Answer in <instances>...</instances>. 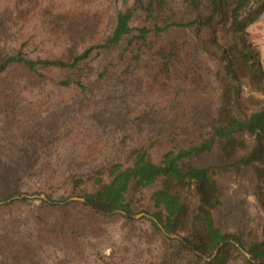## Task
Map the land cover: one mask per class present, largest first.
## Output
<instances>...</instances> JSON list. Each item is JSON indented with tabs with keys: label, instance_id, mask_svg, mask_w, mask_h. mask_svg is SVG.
I'll use <instances>...</instances> for the list:
<instances>
[{
	"label": "rangeland",
	"instance_id": "1",
	"mask_svg": "<svg viewBox=\"0 0 264 264\" xmlns=\"http://www.w3.org/2000/svg\"><path fill=\"white\" fill-rule=\"evenodd\" d=\"M168 2L162 15L178 17L186 12L182 0ZM129 5L130 1L115 0H0V52L24 46L31 58L70 61L84 48L103 42L110 35L117 10ZM58 15L63 19L56 21ZM152 23L139 13L131 25L138 28ZM190 33H160L148 40L153 41L152 50L136 52L134 48L133 56L127 50L116 49L111 56L120 57L116 74L110 71L99 75L100 61L104 60V55H100L74 69L46 68L29 73L16 67L0 75V132L5 133L7 143L18 145L19 138L32 140L29 138L43 126L54 123L57 127L56 133L40 144L44 151L40 155L56 162V167H52L55 178L42 176L32 186L34 189L19 194H50L51 202L61 203L55 202L59 197L68 201L76 197L71 192L73 181L80 174L92 173L97 164L115 160L127 164L134 148H143L157 159L177 146L200 142L209 137V121L228 86L237 85L245 99H264L246 81L237 83L219 75L217 60L198 49L186 52L188 56L175 65V71L173 65L169 71H158L160 59L153 52L168 42L193 45ZM248 33L264 66V13L248 28ZM66 80L83 81L90 91L61 84ZM194 162L199 166H220L218 150L199 155ZM216 179L222 186L225 205L217 215L219 225L228 233L238 234L245 243L258 239L264 213L253 196L252 178L228 169L216 170ZM88 184L84 187L90 192ZM152 191L153 188H146L131 194V219L139 230L137 234L119 217L91 215L73 205L70 214L75 216L78 229L77 234L71 235L73 261L64 258L67 248L58 240L43 243L45 250L33 249L37 240H42L35 234L42 230L32 212L41 213L46 210L44 207L14 201L1 205L10 204L0 209V264H25L28 260L29 264H156L159 243L150 237L148 220L135 218L153 211L148 200ZM62 214L65 212L55 211L47 219L55 223ZM30 233L37 238L34 243L29 239L31 246L26 242ZM51 244L59 247L49 250ZM242 263V259H237L229 264Z\"/></svg>",
	"mask_w": 264,
	"mask_h": 264
},
{
	"label": "trees",
	"instance_id": "2",
	"mask_svg": "<svg viewBox=\"0 0 264 264\" xmlns=\"http://www.w3.org/2000/svg\"><path fill=\"white\" fill-rule=\"evenodd\" d=\"M115 1H130V5L117 10L110 35L103 42L84 48L70 61L31 58L24 51V46L7 53L0 52V75L16 67H22L29 73H38L46 68L74 69L100 55H104V60L100 61L99 75H106L110 71L116 74L114 69L120 57L111 58L116 49L127 50L133 56L134 48L136 52L153 49V41H148L151 37L169 30H182L191 32L193 45L168 42L159 46L153 52L156 58L159 57L158 62L162 66H158V71H169L172 65L175 71V65L181 63L188 56L186 52L194 48L217 60L219 75L223 74V78L237 83L244 80L264 95V66L256 46L249 41L248 33V28L264 13V0H182L186 12L178 17L164 15L168 0ZM139 13L152 21V25L132 27V20ZM60 19H63L62 15L56 16V21ZM135 56V59L139 58L138 53ZM179 73L188 75L189 71ZM61 84L75 85L82 92L90 91L83 81L66 80ZM53 125L43 126L29 138L32 140L19 138L18 145L7 143L3 138L5 133L0 132V200L30 192L42 176L49 180L55 178L52 167L56 162L47 155H40L44 152L40 144L56 133L57 127ZM209 128V137L191 145L177 146L157 159H153L143 148H134L130 151L127 164L109 161L105 165L92 167V173L86 176L80 174L73 181L71 192L78 198H85L86 203H67L64 197L55 200L60 204L41 199L12 202L28 206L37 204L46 209L41 213L32 212L34 220L40 221L42 230L36 232L35 236L38 234L42 240H37L30 233L26 242L31 246L30 240L33 243L37 240L38 244H34L33 249L45 250L43 243L58 240L61 246L67 248L64 258L73 261L71 235L78 233L75 216L72 218L70 214L73 205L91 215L119 217L133 234H137L139 230L134 227V220L117 211L132 215L131 194L153 188L148 198L153 211L145 212L154 217L167 233L179 235L191 246L187 247L179 239L168 237L154 222L148 220L150 237L159 243L156 264H229L237 259H242V264H264L247 260L229 242L239 244L253 259H264V218L260 222V237L249 243H245L238 234L223 230L217 215L225 207L224 192L216 179V170L229 169L249 174L253 196L264 213V99H245L237 85L224 88L215 116L209 121ZM215 148L218 150L220 166H199L194 162L199 155L211 153ZM85 183H89L90 192H87L88 187H84ZM78 187L79 192L76 191ZM45 195L52 201L50 194ZM9 205L1 206L0 209ZM55 211L65 214L59 221L52 223L47 217ZM222 242L225 243L213 258H203L209 257ZM58 247L51 244L49 250ZM24 263L29 264V260Z\"/></svg>",
	"mask_w": 264,
	"mask_h": 264
},
{
	"label": "water",
	"instance_id": "3",
	"mask_svg": "<svg viewBox=\"0 0 264 264\" xmlns=\"http://www.w3.org/2000/svg\"><path fill=\"white\" fill-rule=\"evenodd\" d=\"M22 199H41V200H43V201H46V202H49V203L53 204V202L49 201V200L45 197V195H43V194H39V195L18 194V195H15V196L10 197V198H8V199H5V200H3V201H0V206H1V205H4V204H7V203H10V202L15 201V200H22ZM73 201H74V202H75V201H77V202H82V203H86V202H87L85 198H77V197L70 198V199H69L68 201H66V202H73ZM56 204H60V203H56ZM117 212L120 213V214H122V215L125 216V217H129V218L133 217L132 215H128V214H126L125 212L120 211V210H118ZM138 217H143V218H145V219H147V220H149V221L154 222L155 225H156L159 229H161V231H162L165 235H167V236L170 237V238H176V239H179L183 245H185V246L191 248V246H188V245H187V244H186V243H185V242H184V241H183L178 235L167 233V232L163 229L162 225H161V224H160V223H159L154 217H152L151 215H148V214H144V213H143V214H140V215L135 216V218H138ZM229 242H230V243H233V244L238 248L239 252H240V253H241V254H242L247 260H249V261H251V262H253V263H261V262H264V259H253V258H251L250 255L247 253V251L244 250V249H243L239 244H237L236 242H234V241H229ZM224 243H225V242H222V243H220L219 245H217V246L215 247L214 251L212 252V254H211L209 257H207V256H203V258H205V259H207V260H210L211 258H213V257L217 254L219 248H220ZM197 254H199V253H197Z\"/></svg>",
	"mask_w": 264,
	"mask_h": 264
}]
</instances>
